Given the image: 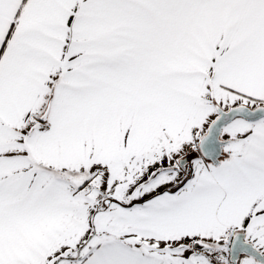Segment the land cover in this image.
<instances>
[{
	"label": "snow or ice",
	"instance_id": "snow-or-ice-1",
	"mask_svg": "<svg viewBox=\"0 0 264 264\" xmlns=\"http://www.w3.org/2000/svg\"><path fill=\"white\" fill-rule=\"evenodd\" d=\"M0 264H264V0H0Z\"/></svg>",
	"mask_w": 264,
	"mask_h": 264
}]
</instances>
